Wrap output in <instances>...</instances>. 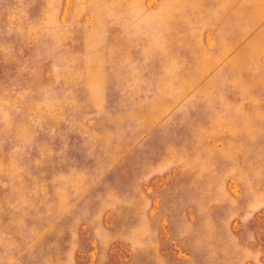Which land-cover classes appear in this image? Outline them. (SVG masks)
Returning a JSON list of instances; mask_svg holds the SVG:
<instances>
[{
    "label": "rangeland",
    "instance_id": "374dc122",
    "mask_svg": "<svg viewBox=\"0 0 264 264\" xmlns=\"http://www.w3.org/2000/svg\"><path fill=\"white\" fill-rule=\"evenodd\" d=\"M0 264H264V0H0Z\"/></svg>",
    "mask_w": 264,
    "mask_h": 264
}]
</instances>
